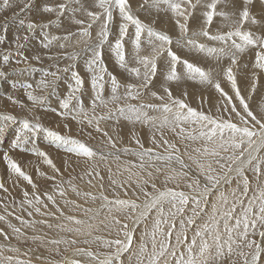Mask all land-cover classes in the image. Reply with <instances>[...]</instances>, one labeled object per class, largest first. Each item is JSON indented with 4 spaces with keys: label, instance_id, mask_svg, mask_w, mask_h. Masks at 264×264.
Returning <instances> with one entry per match:
<instances>
[{
    "label": "snow or ice",
    "instance_id": "snow-or-ice-1",
    "mask_svg": "<svg viewBox=\"0 0 264 264\" xmlns=\"http://www.w3.org/2000/svg\"><path fill=\"white\" fill-rule=\"evenodd\" d=\"M133 2L134 0H90L88 8L84 7L83 0H63L54 6L45 3L41 9L43 12H55L57 17L70 14L73 24H85L84 20L75 18L77 12L84 11L89 18L86 27L64 36L50 35L43 31L49 27L47 24L18 20V27L25 28L26 34L21 37L17 33L13 37L17 50L24 47L21 40L27 42L38 28L43 37L42 47L47 49L55 41H67L73 35L90 38V29L95 23H101L97 33L98 43L88 44L86 41L85 48L82 49L91 52V57L86 61L87 70L92 73L91 88L94 93L90 107H85L82 101L85 81L76 71H72V82L67 85V93L59 99L58 106L62 111H58L57 115L93 129L105 138L112 151L106 154L97 152L85 140L45 127L39 122V118L36 122L27 118L19 121L20 127L10 142V149L23 151L30 137L43 132L54 144L62 146L67 153L77 158H83L85 163L97 156L105 161L109 157L119 161L122 153H129L139 161L138 164L127 162L124 167L123 170L130 174L128 180L113 179L112 170L108 169V179L114 186L112 197L104 193V177L95 166L89 167L81 179L87 177V183L92 187H95L94 180L101 181L98 194L82 192L68 181L77 196L93 201L99 199L102 202L97 209H84L86 219H79L72 215L66 216L58 206L54 194L44 193L47 200L45 203L41 195L37 194V185L32 177L22 170L21 164L9 151H4L2 158L9 179L13 176L22 178L33 189L31 198L24 191L21 207L27 205L40 216L55 217L53 212L41 211L42 207L47 209L48 204H51L59 213V217L55 218L68 222L56 225L61 231L92 237L94 241H101L102 247L114 249L101 253L90 248H75L74 254L88 258L89 264H124L122 256L130 252L132 255L129 260L134 257L136 264H223L225 260L229 264H237L235 259H230L232 257H238L241 264H257L264 252V107L258 114L251 109L248 101L257 90L259 78L264 75V0H258L261 6L259 12L253 10L257 0H135V8ZM10 7V0H0V10ZM31 7V3L26 2L19 11L24 12ZM141 13H147L151 19H141ZM18 15L19 13H14L11 19L16 20ZM117 17V35L114 42H109V27ZM7 24L6 20L5 30ZM173 32L178 35L174 37ZM5 40L6 36H0V44ZM105 43H109V50L118 66L135 77L138 83L128 82L122 85L115 75L107 72L100 50ZM128 43L134 50L131 61L135 66H130L126 52ZM59 46L65 47L63 43ZM193 55L202 60L190 59ZM78 56L79 53L73 52L69 59L75 60ZM33 59L39 57L35 56ZM3 60L7 64L9 56L4 55ZM209 60L214 61L215 66L205 68L204 63ZM20 62L17 61L14 71L20 74L37 71L27 62V57L23 60L24 67L18 66ZM73 67L74 65H69L62 70L45 71L35 88L30 83H22L20 87L33 106L42 105L47 96L36 95V89H50L55 94L57 81L61 79L58 72L66 73ZM106 74L111 83L107 97L104 95L103 83ZM7 75L8 72L0 67V78ZM48 77L51 79H47ZM157 77L162 79L160 88L163 94L153 90ZM241 77L248 81L250 93L247 98L239 86ZM181 82H195L214 89L221 99L216 108L219 115L192 107L188 103L187 92H183L182 96H175L171 85ZM225 84L229 90L225 89ZM15 86L14 84L13 87ZM121 87L124 89L123 93L120 92ZM146 95L159 103L145 102ZM6 98L20 107L25 106L15 96L7 95ZM201 100L204 98L201 97ZM110 105L115 107H109ZM98 107L107 111L97 114ZM152 112L159 115H150ZM224 112L228 116H224ZM109 120H115L117 124L123 120L133 126L151 128L149 141L152 147H145L139 133L133 128L128 135L136 147L118 148L117 140L106 128L101 127L103 122ZM0 121V137H3L8 124L15 123L17 117L0 113ZM63 127L71 132L67 123ZM165 130L182 141L197 145L192 148L194 155L187 152L185 155L196 165L203 183L200 179L193 178L191 182L185 183V187L189 189L187 192L180 190V181H187L188 172L184 169L189 166L184 163L176 144L166 138ZM112 133L122 139L116 127L112 128ZM86 135L91 138L92 132H87ZM161 148L163 151H158ZM30 151L55 173H60L47 152L35 146ZM173 164L179 165V168L173 167ZM135 168L141 171L154 168L156 173L166 170L162 186H157L152 171H147V178H144L140 172H132ZM36 171L37 175H45L39 168ZM247 172L252 173L251 179L246 175ZM47 178L55 180L54 176ZM233 181L236 182V187L231 186ZM129 182L135 183L138 189L133 192L135 198L128 196L125 185ZM170 184L174 186H169ZM0 189L7 191L2 182ZM115 189H124L123 196ZM54 192L60 197L66 196L60 185L55 186ZM64 203L81 207L68 199ZM101 210H106L107 215L99 223L114 230L115 238L93 236V231H98L99 226L90 221H95ZM32 214L31 211L28 212L29 216ZM16 219L25 227L36 223L53 227L43 219L29 221L22 216H16ZM0 221H5V216L0 215ZM128 221L132 222V226ZM140 224L144 228L136 240V226ZM7 227L17 238L25 236L21 227L12 223H7ZM257 235L260 237L259 241L251 238ZM0 236L4 240L9 239L2 228ZM31 239L39 237L33 236ZM49 243L75 245L78 241L56 239ZM83 243L89 244L91 241L85 239ZM133 248L136 249L134 252ZM9 251L16 252L19 249L9 248ZM3 264L31 262L6 256L3 257ZM67 264H82V261L71 259Z\"/></svg>",
    "mask_w": 264,
    "mask_h": 264
},
{
    "label": "rangeland",
    "instance_id": "rangeland-1",
    "mask_svg": "<svg viewBox=\"0 0 264 264\" xmlns=\"http://www.w3.org/2000/svg\"><path fill=\"white\" fill-rule=\"evenodd\" d=\"M10 2V8L0 10V36H6L5 42L3 44H0V67H3V70L8 72V75L6 77L0 78V113L13 115L17 117V121L15 123H9L3 137H0V182H2L4 184V187L7 189V191H4V189H0V215L5 216V221H0V228L4 229V231L7 232L9 236L8 240H4L3 236H0V264H3V257L6 256H13L14 258L27 260L30 261L31 264H67V262L71 259H78L82 261V264H89L88 258L83 256H77L74 254L75 248H90L94 252L98 251L101 253L111 252L114 251V249L102 247L101 241H94L92 237L61 231L58 227H56V225L67 224L68 222L62 218H55L59 217V213L56 212L55 207H53L51 204H48L47 209H44L42 207L41 211L53 212L55 213V217L40 216L36 214L33 209L28 207L27 205L21 207V202L24 200V191H27L30 194L29 198H31V193L33 192V189L31 185H29L22 178L17 179L15 176H13L11 179H9V174L7 173L5 163L3 162L2 154L4 151H9V154L15 160H17L18 163L21 164L22 170L28 173L32 177L33 182L37 185V194L41 195V199L44 200L45 203H47V200L43 194L46 192L54 194L56 196L58 206L63 210L65 215H72L79 219H86L84 209H97L99 208L102 202L99 199L93 201L90 198L77 196L76 193L71 190L70 185L67 183L68 181H71L72 184L75 185L82 192L92 191V193L98 194L100 191L101 181L94 180L93 184H95V187H92L87 183V177L81 179V176L89 167L95 166L99 169L101 175L104 177L102 181L104 193L109 197H112L114 186L108 179V169L111 168L113 179H116L118 181L128 180L130 174L129 172L123 170L127 162H131L133 164L139 163L138 159L129 153H122L119 161H114L111 157H109L105 161L101 160L99 156H97L94 160L85 163L83 158H77L74 155L67 153L62 146L54 144L52 140L47 137L43 132H39L38 134H36V136H44L42 150L49 154V156L53 160V163L56 165L57 168L60 169V173L57 174L52 170V168L45 165L42 162L41 158L33 155L32 153L28 154L26 151H30L31 148L29 146L26 145L27 149H24L23 151H18V149H10V142L14 138V134L16 133L17 129L20 127L19 121L27 118L29 121L36 122L37 118H39V122L45 127H49L56 131H59L61 134H69L73 137H78L82 140H85L97 152L106 154L107 152L112 151L111 147L107 145L105 138L102 137L100 134L95 133L93 129L87 128L86 126L78 125L74 120L71 119H62L59 115H57L58 111H62L61 109H59L58 106L59 99L63 98V96L67 93V85L72 82V71H76L85 81L82 101L84 102L85 107H90V101L94 93L91 88L92 73L87 70L86 61L91 57V52L82 51V49L85 48L86 41L88 44L98 43L99 38L97 36V33L100 31L101 23H95L94 26L90 29V38L81 37L79 35H73L67 41H55L47 49L42 47L41 41L43 37L40 34L41 30L38 28L35 33L30 36V39L27 42L21 40V43L24 44V47L17 50L15 43H13V37L17 33H19L21 37L26 34L25 28L18 27L19 19H24L26 22L34 21L40 24H47L49 25V27L44 29L43 31L48 32L50 35L64 36L68 32L76 33L81 27H86L89 22V18L86 16L84 11L77 12L75 18L82 19L85 21V24L81 26L71 23L69 18L70 14H65L63 17H57V14L55 12L45 13L41 10L45 3L54 6L58 3L63 2V0H10ZM26 2L31 3L32 7L24 12H20V8H22L23 4ZM89 4L90 0H83V5L85 8H88ZM73 6L78 7L79 5ZM135 6L136 3L134 0L133 7L135 8ZM260 9L261 6L257 0L256 6L253 10L255 12H259ZM14 13H19L16 20L11 19ZM140 15L141 19L143 20L151 19V17L148 16L147 13H141ZM6 20L8 21V24L7 29L5 30L4 23ZM159 26L160 25H158V27ZM117 27L118 17L110 24L109 42H114L117 35ZM176 35H178V33L173 32V36L175 37ZM61 43H63L65 47L61 48L59 46ZM100 50L102 52V60L104 66L107 68V72L111 73L112 75H115L122 85L128 82H139L135 79V77L131 76L124 69H121L118 66L115 61L114 55L109 50V43H105ZM73 52L79 53V56L75 60L69 59ZM126 52L130 60V66H135L134 62L131 61V56L133 55L134 50L132 49L130 43L126 44ZM4 55L9 56L10 62L8 61L9 64L7 63V65L3 60ZM35 56H38L39 59H33V57ZM25 57H27V62L31 64L32 67L36 68L37 71L20 74L19 72L13 70L17 67L16 62L18 60L21 61L18 65L19 67L25 66L23 63ZM246 58L247 57H245V59ZM190 59L202 60V58L197 55L191 56ZM69 65H74V67L66 73L63 71L58 72V75L61 76V79L57 81L55 94H52L50 89L47 91L36 89V95L47 96V99L44 104L33 106L31 102L27 100L26 96L24 95L23 88L20 87L22 83H30L33 85V88H35L36 82L41 79L45 71H58V69L62 70L65 67H68ZM210 65L215 66L214 61L209 60L207 63H204L205 68H208ZM47 79H51V77H48ZM103 83L105 86L104 95L105 97H107L111 89V83L107 74L105 75ZM161 83L162 79L160 77H157L156 84L154 85L153 90L161 92V94H163L160 88ZM14 84L16 85L15 87H13ZM239 86L241 88L242 94L247 98L250 93L248 81L241 77ZM171 87L173 94L178 97L182 96L183 92H187L188 103L192 107L202 109L206 113L211 112L213 115H219V113H217L216 111V108L217 105L221 103V99L219 94L216 93L214 89L200 85L195 82H181L178 84L173 83ZM225 89L229 90L226 84ZM123 91L124 89L123 87H121L120 92L123 93ZM229 94L231 95L232 93L229 92ZM7 95L15 96L17 99L21 100L25 106L20 107L19 105L11 103L6 98ZM201 97L204 98L203 101L201 100ZM144 100L145 102L159 103L158 101H153L151 97L147 95L144 97ZM248 102L250 104L251 109L254 112L260 114L261 108L264 107V75H261V77L259 78L257 83V90L255 93L251 94V99ZM133 103H135V101ZM109 107L115 106L110 105ZM53 109H56V111H53ZM106 111L107 109L102 107H98L96 109L97 114H103ZM150 115H159V113L152 112L150 113ZM223 115L228 116V113L224 112ZM0 123H2V121H0ZM65 123L69 125L71 129L70 133L67 129L63 127ZM13 127H15V130L13 129ZM101 127L106 128L109 133L113 136V138L117 140L118 148L136 147L135 143L131 141L130 136L128 135L129 130L133 128L139 133L144 146L152 147L149 141V137L152 134V129L147 126H133L127 121L123 120H120L117 124L115 120H109L103 122L101 124ZM113 127L117 128V132L120 133L122 139H119L116 133H112ZM120 129H123V132H120ZM87 132H92L91 138L86 135ZM10 134L13 135L11 139L8 138ZM165 135L171 143H175L176 146L180 149V155L184 163L189 166L187 169H184V171L188 172V179L187 181H180V190H183L185 192L189 191V189L185 187V183L191 182L193 178H198L203 183V177L199 175L196 165L188 159V155H185V152L194 155V153H192V148L196 147L197 145L189 141H182L177 138L175 134L168 132L167 130H165ZM31 138L33 137H30V139ZM158 151L162 152L163 148L158 149ZM65 162H67V164ZM3 166L6 168L4 171L2 169ZM173 167L179 168V165L173 164ZM37 168H39L40 172H43L45 175H37ZM118 171L119 175H117ZM147 171H152L157 186L161 187L166 170H162L160 173H156L154 168H148L146 169V171H141L138 168L132 169V172H140V174L144 178H147ZM246 175H248L250 179L252 178L251 172H247ZM49 176H54L55 180L48 179L47 177ZM134 179L135 177H133V180ZM262 179H264V177H262ZM56 185H60L65 190V197H60L59 195L55 194L54 188ZM169 186L174 185L170 184ZM231 186L236 187V182L233 181ZM125 188L128 191V196L130 198H135L133 196V192L138 191V189H136L135 183L129 182L125 185ZM115 191L119 192L121 196H123L124 189H115ZM149 191H151V189H149ZM65 199L75 201L76 204L81 205V207L77 208L73 204H65ZM142 199L143 196L141 195V200ZM30 211L33 213L32 216L28 215V212ZM8 213H12V215H8ZM188 214H190V212ZM106 215L107 211L101 210V213L97 217V219L95 221H90L99 226L98 231H93V236H100L102 238L116 237V232L114 230L105 228L103 224L99 223V221L104 220ZM152 215L154 216L155 213L153 212ZM16 216H22L25 220L29 221H39L43 219L48 221V223L52 224L53 227L49 228L47 224L40 223H36L31 227H25L20 224V222L16 219ZM121 219H123V217H121ZM7 223H12L17 227H21L22 231L25 233V236L17 238L16 234L12 233V231L7 227ZM128 223L130 226H132L131 221H128ZM143 228V224L136 226V240L139 239L140 232L143 231ZM33 236L39 237V239H31V237ZM251 238L256 239L257 241L260 240V237L258 235ZM56 239L68 241L76 239L78 243L75 245L70 243H61L59 245L49 243V241ZM85 239L90 240L91 243H83ZM9 248H16L19 249V251L12 252L9 251ZM135 250L136 249L133 248L132 251L134 252ZM245 250L247 251V249ZM131 255L132 253L130 252L122 256L124 264H136L134 257L131 259V261L129 260V257ZM261 257L262 258L257 261V264H264V252H262ZM230 259H235L237 261V264H241L238 257H232ZM92 264H95V262H92ZM223 264H229V261L225 260L223 261Z\"/></svg>",
    "mask_w": 264,
    "mask_h": 264
},
{
    "label": "bare ground",
    "instance_id": "bare-ground-1",
    "mask_svg": "<svg viewBox=\"0 0 264 264\" xmlns=\"http://www.w3.org/2000/svg\"><path fill=\"white\" fill-rule=\"evenodd\" d=\"M8 31H9V30H8ZM9 62H10V61H9ZM9 62H8V64H9ZM16 63H17V62H16ZM6 65H7V64H6ZM14 65H15V64H14ZM7 67H9V66H7ZM20 67H22V66H20ZM8 88H9V87H8ZM6 91H7V90H6ZM8 94H9V93H8ZM13 129L15 130V127H13ZM11 134H12V130H11ZM11 134L8 136L9 139H11L12 136H13V135H11ZM37 134H38V133H37ZM14 136H15V134H14ZM43 138H44V136H41V137H40V135H39V136H36V138H35V137H33V138H31V139L29 138V142H28L26 145L29 146L30 148H32V147L35 146V147H37V148H39V149L42 150V149H43V142H44V139H43ZM33 139H35V140H33ZM7 143H8V142H7ZM7 145H8V144H7ZM26 145H25V147H24L25 150L27 149ZM28 149H29V148H28ZM19 150H20V149H18V151H19ZM13 152H14V151H13ZM26 152H27L28 154L31 153V151H29V150L26 151ZM54 156H55V155H54ZM30 159H31V158H30ZM35 159H36V158H35ZM23 162H24V161H23ZM23 162H22V163H23ZM38 162H40V161H38ZM38 162H37V163H38ZM43 168H45V167H43ZM43 168H42V169H43ZM2 169H3V171H4L6 168L3 166ZM47 169H48V168H47ZM48 170H49V169H48ZM7 173H8V172H7ZM7 173H6V174H7ZM3 176H4V175H3ZM7 176H8V175H7ZM4 179H5V178H4ZM4 181H5V180H4ZM4 181H3V182H4ZM94 191H95V190H94ZM90 192H92V191H90ZM96 192H97V191H96ZM96 192H95V193H96Z\"/></svg>",
    "mask_w": 264,
    "mask_h": 264
}]
</instances>
